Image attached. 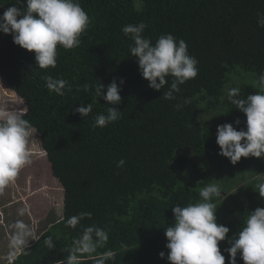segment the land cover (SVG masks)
Instances as JSON below:
<instances>
[{"label":"trees","instance_id":"16d2710c","mask_svg":"<svg viewBox=\"0 0 264 264\" xmlns=\"http://www.w3.org/2000/svg\"><path fill=\"white\" fill-rule=\"evenodd\" d=\"M79 2L90 24L78 47L57 46L55 68H39L34 52L14 44L12 34L0 32V77L23 99L24 118L39 133L64 189L62 218L41 233L37 228L28 254L13 264H58L91 225L108 232L107 244L97 249L116 253L106 264H170L165 230L174 223L172 207L199 201V190L207 183L220 186L221 195L212 202L217 223L229 228L218 244L228 264V240L242 229L249 213L264 208V158L230 162L219 154L217 126L246 128L244 113L227 96L234 87L240 89L239 99L259 91L264 27L258 25L257 14L264 13V0ZM13 3L0 0V15ZM140 22L147 25L143 35L153 44L160 35L172 34L186 42L189 55L198 61L197 76L179 85L174 99L163 98L173 77L159 91L150 88L137 58L130 55L133 41L122 28ZM45 76L67 81L64 94L50 91ZM114 79L121 88L119 105L95 94L98 83L107 86ZM89 103L92 112L87 116L75 111ZM177 104L182 105L179 110ZM108 107L121 111V119L94 126L95 117L106 115ZM121 159L125 164L117 167ZM81 212H90L91 218L76 228L68 226L67 220ZM47 237L53 249L46 247ZM80 264L94 260L83 254ZM236 264H244L239 253Z\"/></svg>","mask_w":264,"mask_h":264},{"label":"clouds","instance_id":"9594fccd","mask_svg":"<svg viewBox=\"0 0 264 264\" xmlns=\"http://www.w3.org/2000/svg\"><path fill=\"white\" fill-rule=\"evenodd\" d=\"M258 25L264 27V13H258ZM90 24V18L81 7L79 0H15L0 15V32L12 34L13 43L35 53V61L39 68H55L57 64V46L73 49L81 43L80 36ZM147 25L144 22L129 24L122 28L125 35L133 41L130 55L137 58L138 69L148 86L159 91L168 84V77H173L170 88L163 93L165 100L174 99L179 92V85L198 74V61L189 55L188 45L183 39L177 40L172 34H162L153 44L150 38L143 35ZM46 87L58 95H63L67 81L43 78ZM120 85L124 80L121 78ZM259 91L249 94L246 99H239L240 89H229L227 99L246 117L245 129L237 130L233 124L225 123L217 126L216 144L219 154L235 164L241 157L264 158V74L256 82ZM85 91L88 85H84ZM106 89V91H105ZM121 88L114 79L107 86L98 83L95 87L97 97L107 103L119 105ZM190 103L189 100L184 101ZM179 110L182 105L175 106ZM75 111L82 117L92 112V104L81 105ZM26 113L19 110L0 108V194L13 184L21 170L32 163L28 149L29 141L34 137L36 129L24 118ZM122 117V112L108 107L107 114L95 117L94 126L105 127ZM240 124L237 119L234 122ZM243 141V143H241ZM123 159L117 167H123ZM220 186L207 183L199 190L200 200L181 207H172L174 223L165 230L167 259L170 264H225V256L218 244L224 241L229 228L218 224L216 220L217 206L212 202L220 196ZM264 197V190L260 192ZM84 218H91L90 212H81L67 220V225L76 228ZM13 232L9 240L8 264H13L20 255H27L29 238L34 235L33 228L23 220H16L11 225ZM108 241V232L96 225L83 229L79 238L73 240L66 260L58 264H80L83 254L92 256L94 264H106L115 260L116 253L107 250L97 253ZM48 249L55 247L52 238L44 241ZM228 243V264H236L237 253L244 264H264V208H256L247 216L242 229L232 236ZM96 254V255H93ZM159 256L164 258L165 253Z\"/></svg>","mask_w":264,"mask_h":264},{"label":"rangeland","instance_id":"374dc122","mask_svg":"<svg viewBox=\"0 0 264 264\" xmlns=\"http://www.w3.org/2000/svg\"><path fill=\"white\" fill-rule=\"evenodd\" d=\"M0 108L20 112L26 109L23 99L7 86L2 77H0ZM28 149L32 163L22 169L16 181L0 194V239L3 237L2 241H6L8 245L10 233L13 232L11 225L16 220L32 223L30 226L34 235L29 238L30 243L38 238L37 228L41 233L63 216V185L53 174L37 131L29 141ZM261 173H264V170ZM9 215H12V219H7ZM5 252V247L0 246V256ZM1 258L7 260L5 256Z\"/></svg>","mask_w":264,"mask_h":264},{"label":"crops","instance_id":"0c3cea01","mask_svg":"<svg viewBox=\"0 0 264 264\" xmlns=\"http://www.w3.org/2000/svg\"><path fill=\"white\" fill-rule=\"evenodd\" d=\"M12 219V215H9L8 217H7V219ZM6 219V220H7ZM30 222V221H29ZM32 223L30 222V224L29 225H31ZM0 232H1V229H0ZM11 232V231H10ZM12 233H10V235H11ZM2 239H3V237L0 239L1 241H0V246L2 247V248H4L5 247V250H6V252L2 255V256H0V264H5L8 260H4V259H2L1 257H3V256H5L6 257V259H7V255H8V253H9V251H10V249H9V245L6 243V241H2ZM37 240V239H36Z\"/></svg>","mask_w":264,"mask_h":264}]
</instances>
